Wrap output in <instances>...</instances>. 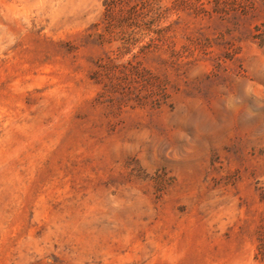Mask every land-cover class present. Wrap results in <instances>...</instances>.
I'll return each instance as SVG.
<instances>
[{
  "label": "rangeland",
  "instance_id": "374dc122",
  "mask_svg": "<svg viewBox=\"0 0 264 264\" xmlns=\"http://www.w3.org/2000/svg\"><path fill=\"white\" fill-rule=\"evenodd\" d=\"M0 264H264V0H0Z\"/></svg>",
  "mask_w": 264,
  "mask_h": 264
}]
</instances>
